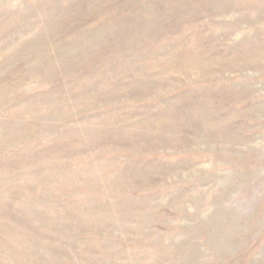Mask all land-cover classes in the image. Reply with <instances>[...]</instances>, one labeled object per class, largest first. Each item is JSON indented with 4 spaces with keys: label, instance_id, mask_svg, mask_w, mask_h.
Wrapping results in <instances>:
<instances>
[{
    "label": "rangeland",
    "instance_id": "obj_1",
    "mask_svg": "<svg viewBox=\"0 0 264 264\" xmlns=\"http://www.w3.org/2000/svg\"><path fill=\"white\" fill-rule=\"evenodd\" d=\"M0 264H264V0H0Z\"/></svg>",
    "mask_w": 264,
    "mask_h": 264
}]
</instances>
